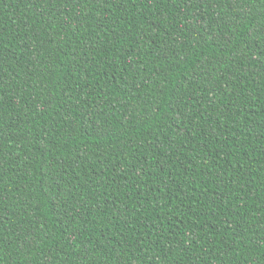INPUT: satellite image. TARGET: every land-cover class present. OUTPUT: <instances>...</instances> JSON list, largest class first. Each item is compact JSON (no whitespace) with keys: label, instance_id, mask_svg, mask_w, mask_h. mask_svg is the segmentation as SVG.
<instances>
[{"label":"trees","instance_id":"trees-1","mask_svg":"<svg viewBox=\"0 0 264 264\" xmlns=\"http://www.w3.org/2000/svg\"><path fill=\"white\" fill-rule=\"evenodd\" d=\"M0 264H264V0H0Z\"/></svg>","mask_w":264,"mask_h":264}]
</instances>
